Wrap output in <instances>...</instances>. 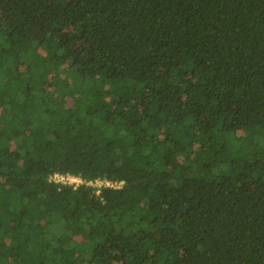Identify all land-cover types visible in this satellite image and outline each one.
Segmentation results:
<instances>
[{
	"label": "trees",
	"instance_id": "trees-1",
	"mask_svg": "<svg viewBox=\"0 0 264 264\" xmlns=\"http://www.w3.org/2000/svg\"><path fill=\"white\" fill-rule=\"evenodd\" d=\"M0 264H264V0H0Z\"/></svg>",
	"mask_w": 264,
	"mask_h": 264
},
{
	"label": "built area",
	"instance_id": "built-area-1",
	"mask_svg": "<svg viewBox=\"0 0 264 264\" xmlns=\"http://www.w3.org/2000/svg\"><path fill=\"white\" fill-rule=\"evenodd\" d=\"M50 179L52 181H55V182L70 183L73 185H77L78 183H80L82 181V179L79 176L72 175L69 173L62 174V173H58V172L52 173L50 176ZM91 184L95 185L97 188H99L101 186H110V187H117L118 186V183L111 182L108 180H99V179L95 180L94 182H91Z\"/></svg>",
	"mask_w": 264,
	"mask_h": 264
},
{
	"label": "rangeland",
	"instance_id": "rangeland-1",
	"mask_svg": "<svg viewBox=\"0 0 264 264\" xmlns=\"http://www.w3.org/2000/svg\"><path fill=\"white\" fill-rule=\"evenodd\" d=\"M70 178H71V177H70ZM71 179H72V178H71ZM71 179H70V180H71Z\"/></svg>",
	"mask_w": 264,
	"mask_h": 264
}]
</instances>
